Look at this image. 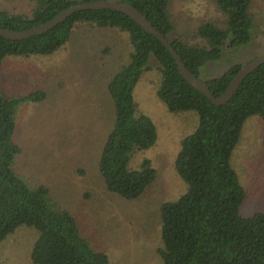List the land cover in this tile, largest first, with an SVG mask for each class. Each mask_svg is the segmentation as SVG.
Here are the masks:
<instances>
[{
  "label": "trees",
  "instance_id": "trees-1",
  "mask_svg": "<svg viewBox=\"0 0 264 264\" xmlns=\"http://www.w3.org/2000/svg\"><path fill=\"white\" fill-rule=\"evenodd\" d=\"M92 1L31 0L29 9L0 5V27L30 29L69 6ZM114 1L139 9L199 77L202 67L221 59L225 49L253 38V0H213L224 17L198 26L195 37L200 42L192 43L177 33L170 13L172 0ZM80 23L118 28L128 33L132 47L130 62L108 82L114 123L100 150L98 171L110 194L136 200L157 178L148 158L139 168L130 165L135 152L157 140L153 119L138 112L134 97L152 54L160 64L157 96L169 111H193L198 117L197 128L182 139L175 160L186 191L161 206L162 246L157 249L161 264H264V211L241 213L247 192L232 163L245 121L253 115L264 121V64L245 78L228 103L218 106L181 75L176 60L156 36L125 13L99 9L76 11L47 32L22 40L0 35V69L7 57L55 53L70 41ZM243 64L234 63L222 75L205 80L214 96L226 90ZM46 96L44 89L16 98L0 92V244L17 227L28 225L38 232L30 254L34 264H114L107 251L94 247L82 233L75 214L53 202L46 185L33 187L14 169L15 157L22 151L13 139L17 107Z\"/></svg>",
  "mask_w": 264,
  "mask_h": 264
},
{
  "label": "rangeland",
  "instance_id": "rangeland-1",
  "mask_svg": "<svg viewBox=\"0 0 264 264\" xmlns=\"http://www.w3.org/2000/svg\"><path fill=\"white\" fill-rule=\"evenodd\" d=\"M0 5L29 9L31 0H0ZM251 11V42L225 49L221 59L202 67V79L264 53V0H253ZM170 13L178 35L189 43L200 42L195 37L198 26L224 17L213 0H172ZM131 51L128 33L80 23L70 41L51 55L7 57L0 69V92L7 98L38 89L47 93L42 101L17 107L13 139L22 151L14 169L31 186L46 185L53 202L75 214L82 233L94 247L107 251L114 264H161V206L186 191L175 160L198 117L193 111H169L157 96L160 64L152 54L134 97L138 112L153 119L157 140L135 152L130 165L139 168L148 158L157 178L136 200L110 194L98 171L99 153L114 123L108 82L130 62ZM232 163L247 192L241 213L264 211V121L259 115L245 121ZM37 236L32 226L17 227L0 244V264H34L30 254Z\"/></svg>",
  "mask_w": 264,
  "mask_h": 264
},
{
  "label": "water",
  "instance_id": "water-1",
  "mask_svg": "<svg viewBox=\"0 0 264 264\" xmlns=\"http://www.w3.org/2000/svg\"><path fill=\"white\" fill-rule=\"evenodd\" d=\"M99 9H111L125 13L131 17L136 23L142 26V28L153 34L158 38L159 41L170 51L173 58L176 60L178 69L181 75L197 90L207 96L214 104L220 106L228 103L236 93L241 83L247 78V76L257 69L259 66L264 64V53L256 56L252 60L246 62L240 70L235 74L226 90L219 96H214L211 92L206 81L201 77L195 75L184 63L182 57L175 50L171 42L167 37L160 31H158L151 21L135 6L114 0H95L92 2H83L69 6L62 10L53 19L25 30H12L0 27V35L9 40H22L33 35H39L47 32L48 30L55 27L57 24L68 18L71 14L76 11L82 10H99Z\"/></svg>",
  "mask_w": 264,
  "mask_h": 264
}]
</instances>
